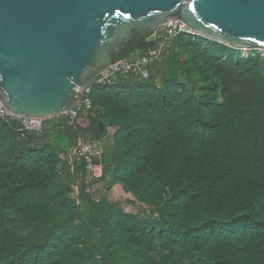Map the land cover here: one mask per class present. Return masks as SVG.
Masks as SVG:
<instances>
[{"label": "trees", "instance_id": "trees-1", "mask_svg": "<svg viewBox=\"0 0 264 264\" xmlns=\"http://www.w3.org/2000/svg\"><path fill=\"white\" fill-rule=\"evenodd\" d=\"M173 24L124 41L158 51L146 79L92 81L40 133L0 118V264H264V54Z\"/></svg>", "mask_w": 264, "mask_h": 264}, {"label": "water", "instance_id": "water-1", "mask_svg": "<svg viewBox=\"0 0 264 264\" xmlns=\"http://www.w3.org/2000/svg\"><path fill=\"white\" fill-rule=\"evenodd\" d=\"M169 22L264 50V0H0L3 109L17 118L69 117L91 73L117 61L131 29Z\"/></svg>", "mask_w": 264, "mask_h": 264}, {"label": "built area", "instance_id": "built-area-1", "mask_svg": "<svg viewBox=\"0 0 264 264\" xmlns=\"http://www.w3.org/2000/svg\"><path fill=\"white\" fill-rule=\"evenodd\" d=\"M174 23L167 31L168 37H174L179 34H187V35H199L186 25L181 22H172ZM159 57V53L157 52H149L145 57L141 59H137L135 61H118L112 64L110 67L105 68L102 72H100L92 81L98 84H104L107 82L112 76L118 73H134L136 75L141 76L143 79L148 77V71L146 66L148 63L154 62ZM90 87V84H89ZM89 87L85 89L80 96V99L83 95H87L90 91ZM85 107L88 109L90 107V102L86 98L84 100ZM76 113L71 109L69 117L72 119L75 117ZM12 117L16 119L19 125L20 132H30V133H40L43 128V120L36 118H17L11 116L7 111H5L0 102V118ZM79 151L85 156V160L89 163L90 157L95 156L98 157L101 153V148L98 143L90 142L88 144H82ZM89 176L92 179H99L102 176V167L100 164L88 165Z\"/></svg>", "mask_w": 264, "mask_h": 264}, {"label": "rangeland", "instance_id": "rangeland-1", "mask_svg": "<svg viewBox=\"0 0 264 264\" xmlns=\"http://www.w3.org/2000/svg\"><path fill=\"white\" fill-rule=\"evenodd\" d=\"M251 49H252V52H254V51L258 50L259 48H251ZM259 50L261 51V53L264 54V50L263 49H259ZM247 52H248V50H243V48H242V54L246 55ZM104 189H105V187L100 186L99 191L102 192Z\"/></svg>", "mask_w": 264, "mask_h": 264}, {"label": "flooded vegetation", "instance_id": "flooded-vegetation-1", "mask_svg": "<svg viewBox=\"0 0 264 264\" xmlns=\"http://www.w3.org/2000/svg\"><path fill=\"white\" fill-rule=\"evenodd\" d=\"M145 30H146V31H152L151 29H148V28L143 29V30L140 29V31H145ZM124 49H125V46L123 47V49L120 50L119 55H121V54L123 53ZM91 74H92V76H93V75L98 74V72H92Z\"/></svg>", "mask_w": 264, "mask_h": 264}]
</instances>
